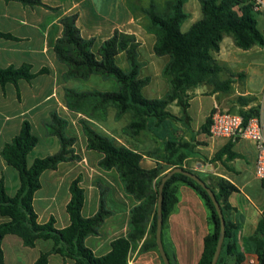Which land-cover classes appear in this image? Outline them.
Masks as SVG:
<instances>
[{"label": "crops", "instance_id": "0c3cea01", "mask_svg": "<svg viewBox=\"0 0 264 264\" xmlns=\"http://www.w3.org/2000/svg\"><path fill=\"white\" fill-rule=\"evenodd\" d=\"M152 1L164 3L167 0H42L46 7H29L17 1L0 0V31L13 36V39L0 38V68L29 64L35 74L44 69L48 70L31 82L21 80L18 86L7 84L3 87L0 84V182L3 179L8 195L15 196L21 182L18 171L6 163L1 153L5 144L19 134L25 121L30 122L32 132L39 140L38 145L28 155L30 167L37 158L54 155L61 149L59 139L49 136L46 129V124L52 121L53 112L60 113L74 125L81 118H86L82 113L71 111L67 107L66 88L81 90V82L87 83L89 80L66 79L68 67L58 60L55 53L57 40L63 36L61 20L64 17L78 14L77 26L81 35L85 39H95V52L115 31L135 36L139 43L138 61L142 64L140 77L150 78V83L142 90L143 96L155 100L167 95L170 84L164 77L163 70L170 57L155 54L157 37L146 30V23L140 22L145 20L142 9L147 8ZM254 1L260 5L257 13L264 21V0ZM184 11L188 18L182 24L181 30L187 32L203 17L201 0H187ZM188 21L190 24L184 31L182 27ZM234 45L236 46L233 37L225 36L220 52L214 54L218 62L228 69L221 75V79L226 80L231 73L234 74L233 90L235 79L244 77L242 89L236 88V98H256L246 89L245 84L252 77L264 76V46H254L243 50L245 52H239ZM116 61L124 71L130 69L125 52L120 53ZM221 95L226 94L214 93L209 86L197 88L190 101L187 123L184 125L179 121L168 120L165 126L153 128L151 143L145 141V134L133 136L125 132L126 126L97 127L118 143L141 153L140 165L143 169L150 170L161 166L163 176L173 169L164 161L168 156L165 144L169 140L189 144L193 153L185 160L184 168L199 173L208 185L210 177H220L237 187L238 191L229 197L233 208L229 219L240 225L235 238L238 249L244 252L245 239L256 232L263 218L264 187L263 181L255 174L257 149L253 141H236L233 151L239 156L227 162V166L221 161L213 160L229 141L214 138L210 133L202 132L201 128L214 110H223L220 108ZM258 102L256 98L242 108L247 111L256 107ZM110 108L112 107L108 109ZM168 110L178 117L181 116V109L175 103ZM114 119H117L116 116ZM96 120L91 121L99 123ZM173 122L178 126H172ZM74 127L78 134L74 149L80 159L62 163L57 170H47L42 174V188L35 194L34 208L40 223H47L54 218L58 229L68 227L71 222L67 212V204L71 199L70 185L73 180L82 176L81 186L85 191L82 215L85 218L96 215L102 198L105 210L110 213L99 234L86 239V245L96 256H104L112 250L113 241L127 237L130 233L131 210L138 202L126 193L115 169L104 170L99 166L102 155L88 150L82 126ZM41 134L47 139L49 153L32 158L34 151L42 143ZM208 216V210L198 193L187 185H180L176 208L170 214L162 233L165 251L169 259L173 258V264L199 263L204 253L205 238L211 229ZM9 220L10 218L0 214V224ZM152 222L153 213L146 222L145 234L130 249L128 264H164L158 249H145V245L152 240ZM53 247V240L42 239L33 248L26 247L23 240L13 234L6 235L2 241L5 264H35L42 254L51 253ZM49 264L76 262L51 253Z\"/></svg>", "mask_w": 264, "mask_h": 264}, {"label": "trees", "instance_id": "16d2710c", "mask_svg": "<svg viewBox=\"0 0 264 264\" xmlns=\"http://www.w3.org/2000/svg\"><path fill=\"white\" fill-rule=\"evenodd\" d=\"M4 1H17L29 7H46L42 0ZM186 1L167 0L163 6L152 1L147 8L142 9L146 30L157 37L155 54L170 57L163 70L170 90L162 99L150 100L142 94L143 88L150 83V78L140 77L142 64L138 61L139 43L135 36L115 31L95 52V39H85L81 35L77 26L78 14L61 20L64 31L63 36L57 40L55 53L58 60L68 67L66 79L87 81L100 77L113 80L117 84V90L114 91L66 88L67 107L85 115L86 118H81L79 123L87 138L88 150L102 155L99 162L102 169H115L119 173L126 193L138 204L131 210L130 233L127 237L113 241L112 250L104 256H96L86 245V239L99 234L110 213L105 210L102 198L96 215L89 218L82 215L85 202V191L81 186L82 176L77 177L70 185L71 199L67 204L70 225L58 229L54 218L47 223H40L34 208V198L36 192L42 188L41 176L47 170H57L62 163L80 159L74 149L78 137L70 132L71 122L60 113L53 112L52 121L46 124V129L49 136L59 139L61 149L54 155L37 158L29 167L28 155L38 145L39 140L33 134L30 122L25 121L19 134L5 144L1 153L6 163L18 171L21 185L16 195L10 196L6 192L3 179L0 182V214L10 218L8 222L0 224V264H5L2 241L9 234L19 236L24 245L31 248L35 247L40 239L53 240L51 253L72 259L76 264H128L130 249L135 241L145 234L146 222L151 213L152 240L145 245V249H158L157 208L159 188L164 177L161 166L150 170L143 169L140 165L141 153L118 143L91 120L105 117L107 109L112 107L117 110L118 116L131 113L133 120L125 128V132L134 130L133 136L148 128L165 126L168 120L179 121L185 125L189 120L190 101L197 88L209 86L214 93L224 94L232 90L234 74L231 73L229 78L222 80L221 75L228 69L214 56L220 52L224 37L232 36L236 46L242 50L264 46V34L258 28L254 0H201L202 19L193 24L187 32H183L181 26L188 18L184 11ZM0 38L13 39V36L0 31ZM122 52L126 53L130 64L128 71H124L116 61V57ZM47 71L44 69L39 74ZM39 74L33 73L29 64L0 68V84L3 87L7 84L18 86L21 80L31 82ZM254 100L239 98L242 106H247ZM174 103L181 109L180 117L168 110ZM214 112L215 110L212 114ZM236 113L249 119L259 115L260 106ZM212 114L202 126V132L210 133ZM234 143L229 141L217 152L213 160L221 161L227 166V162L238 158L239 155L233 151ZM165 150L168 156L164 161L173 168H183L185 160L193 153L189 144H180L175 140H169ZM196 174L202 177L199 173ZM180 185L194 189L208 210L211 229L205 238L204 253L198 264H211L221 233V220L208 192L184 174H174L164 186L163 227L176 208ZM209 187L215 193L226 221L225 241L217 264H240L245 258V253L255 254L259 263L264 264V212L256 232L245 239V251H240L235 238L240 225L229 219V213L233 210L229 197L238 189L220 177H210ZM101 193L103 196L104 191ZM51 253L42 254L35 264H49ZM170 261L173 264V258H170Z\"/></svg>", "mask_w": 264, "mask_h": 264}, {"label": "rangeland", "instance_id": "374dc122", "mask_svg": "<svg viewBox=\"0 0 264 264\" xmlns=\"http://www.w3.org/2000/svg\"><path fill=\"white\" fill-rule=\"evenodd\" d=\"M159 4H160V6H163L165 4V2L164 3L162 2ZM255 16L258 20V26L264 34V30H263L264 21L258 13H256ZM140 22L142 24H145L146 20L142 19V20H140ZM188 24H190V21H188L187 24H185L182 27L184 31L186 30V26H188ZM229 40L233 43L232 39H229ZM224 44H225V42L223 43V45ZM234 48H235V50L237 49L239 52H245L242 49L237 48L235 45H234ZM243 74H244V72H243ZM225 76H228V75L225 74ZM243 81H244V77H239V78H237V80L235 79V84H234V87H233V90L231 91V93L226 94V95H221L220 108L223 109L221 111H228V112H233V113L244 111V108H242L243 106L240 105L241 103H240L239 99H237L238 97L236 98V94H237L236 88L241 90L243 87ZM81 83H82L81 90H85V91L93 90V89H98L101 91L117 90V84L113 80H104L100 77H95V78H92L91 80L89 79V81L87 83H85V82H81ZM245 87L249 92H251L253 95H255V97L259 101L257 106H260L259 105L260 101H262L263 96H264V76H255V77L248 79L246 81ZM256 98L253 97V99H256ZM115 116L117 119H114ZM132 120H133V117H132L131 113H126V114H123L121 116H118L117 110L114 108H110V109H107L105 117H101V118L97 119L96 121L99 123H94V124L96 126H126V128H127V126L130 125ZM71 126H73V127L71 128L70 132L72 134H76L78 137L76 127H74V126H81V125L79 124V122H77L76 125H74L72 123ZM172 126H178V124L173 122ZM153 128H148L145 131H142L135 136H140L141 134H145V135H143L145 138V141L147 143H151L153 140V131H154ZM128 133L133 135L134 130H129ZM41 139H42L41 140L42 143L40 144L39 148L36 151H34L32 158H34L35 156H38V155H46L47 153H49L48 152L49 150H48L47 145H46V143H47L46 137L41 134ZM180 144H182L181 141H180ZM165 148H166V146H165ZM190 171H192V170H190ZM192 172H195V171H192Z\"/></svg>", "mask_w": 264, "mask_h": 264}, {"label": "built area", "instance_id": "2783aa9c", "mask_svg": "<svg viewBox=\"0 0 264 264\" xmlns=\"http://www.w3.org/2000/svg\"><path fill=\"white\" fill-rule=\"evenodd\" d=\"M255 5L258 12L260 5L258 3ZM260 105L259 115L249 119L239 113L215 110L212 114L210 134L214 138L233 142L240 139L253 141L257 149L255 174L259 180L264 181V96ZM240 264L260 263L255 254L245 253V258Z\"/></svg>", "mask_w": 264, "mask_h": 264}, {"label": "water", "instance_id": "95a60500", "mask_svg": "<svg viewBox=\"0 0 264 264\" xmlns=\"http://www.w3.org/2000/svg\"><path fill=\"white\" fill-rule=\"evenodd\" d=\"M184 174L193 180H195L199 185H201L209 194L211 197V200L213 201L216 210L219 214L220 220H221V233L219 237V241L216 247V251L212 260L211 264H217L218 260L220 258L222 249H223V244L225 241V232H226V221L223 215L222 207L219 203V201L216 198L215 193L213 190L209 187L208 183L205 182L198 174L187 170L186 168H173L169 173H167L161 181V185L159 188V199H158V208H157V231H156V242H157V247L160 252V255L162 257V260L164 264H171L170 259L165 251L164 245H163V240H162V233H163V190L166 182L174 175V174Z\"/></svg>", "mask_w": 264, "mask_h": 264}]
</instances>
